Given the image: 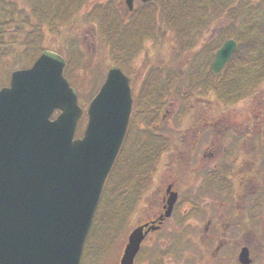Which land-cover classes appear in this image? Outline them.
<instances>
[{
    "label": "rangeland",
    "instance_id": "374dc122",
    "mask_svg": "<svg viewBox=\"0 0 264 264\" xmlns=\"http://www.w3.org/2000/svg\"><path fill=\"white\" fill-rule=\"evenodd\" d=\"M72 1L0 0V24L5 31L0 44L4 54L0 57V88L10 83L15 69L30 67L42 49L61 54L67 61L64 74L85 109L78 137L87 125L89 103L110 66L119 65L131 77L134 105L126 142L103 189L81 264H119L129 232L146 215L149 197L160 198L175 179H179L181 201L188 200V207L173 212L159 234L164 249L157 245L149 252L145 245L136 264H153L165 250L163 264H239L242 245L258 255L252 264H264V213L258 223L251 209L256 198L264 197V187L257 186L256 178L247 189L249 237H245L242 213L230 208L232 194L242 193L237 165L231 166L230 174H220L214 184L211 176L218 174L215 170H220L224 156L221 152L219 156L204 155L215 129L197 138L192 150L184 149L181 136L182 131H203L214 125L225 142L224 127L252 129L255 142H260L259 167L264 174V75L253 80L245 74L249 68L260 69L254 59L264 45V0H153L148 4L136 0L129 15L121 0H84L75 8ZM230 37L238 41V49L222 72L223 78L218 79L210 65ZM136 42L139 45L134 46ZM208 109L215 111L208 113ZM183 140L192 142L193 135ZM212 147L219 148V143ZM146 165L149 178L140 182L139 173H144ZM129 190L135 199L133 208V200L127 204ZM221 197H230L232 205H224ZM211 219L217 224L231 223L206 230ZM221 237L228 243L223 251L229 253L225 262L213 257Z\"/></svg>",
    "mask_w": 264,
    "mask_h": 264
},
{
    "label": "water",
    "instance_id": "95a60500",
    "mask_svg": "<svg viewBox=\"0 0 264 264\" xmlns=\"http://www.w3.org/2000/svg\"><path fill=\"white\" fill-rule=\"evenodd\" d=\"M134 0H126L130 10ZM150 2L151 0H142ZM237 48L229 39L211 66L219 74ZM65 59L46 50L12 73L0 90V264H80L105 180L122 145L132 109L129 78L112 66L88 108L63 75ZM59 114L53 117L54 112ZM176 194L165 217L172 213ZM149 224L128 237L120 264H135ZM242 264H250L248 248Z\"/></svg>",
    "mask_w": 264,
    "mask_h": 264
},
{
    "label": "flooded vegetation",
    "instance_id": "af4514ba",
    "mask_svg": "<svg viewBox=\"0 0 264 264\" xmlns=\"http://www.w3.org/2000/svg\"><path fill=\"white\" fill-rule=\"evenodd\" d=\"M122 3V2H121ZM199 96V95H198ZM198 98V97H197ZM201 98H199V101H200ZM215 110H210L208 109V113L210 112H213ZM198 110L196 111L195 114H197ZM240 113H242V111H240ZM204 115L201 116V118L203 117ZM201 120V119H200ZM214 125H208V126H205L203 127V131H201V128L199 131H192L190 132L192 129H189L187 131H182L181 132V136H182V141H183V144L185 146L184 149H194L197 145V141H195L197 138H201L202 136L204 137L208 132L212 133L213 130L215 129V132L212 133V139L207 141V143H209V145L211 146L208 147L209 145H207L205 148V150H207L208 152H205L204 155H207V153L211 156H219V153L221 152L222 156H224L223 158H220V161H221V166H220V170H218L216 172L215 170V173H218L216 176H211L214 184H216L218 182V178H221V175L225 174V171H227L229 174L232 172V165H237V170H239L240 174H239V180H240V183H241V187L243 188V192L242 193H234L235 195L233 197L237 198L236 201V209L238 212L242 213V227H244V231H243V236H247L249 237V223H248V206L246 205L245 203V199L247 198V189L249 188L250 185H254L255 182V179L257 178V186L260 184H262V186L264 187V181H263V177H264V174L263 173H260V165L259 163L261 162V158H260V155H261V151L260 149L257 148V146H259V143H256L255 142V135H254V132L252 129H248L249 131H243L241 130L239 127H224V130H226V134L225 135H228L227 138H225V142L222 141V136L221 134H218L216 129L217 127L214 126ZM230 128V129H229ZM206 132V133H204ZM204 133V135H203ZM193 135V141L192 142H185L183 140V137L185 139L187 138H190V135ZM223 134V133H222ZM234 136V137H233ZM210 137L207 138V140L209 139ZM205 140V139H204ZM227 140V142H226ZM214 142L216 143H219V148H214L212 147V145L214 144ZM177 144V143H175ZM183 144H181L183 146ZM189 144L193 145V146H190ZM178 148V146H177ZM254 150H257L256 152V156H253L254 154ZM241 155V156H240ZM241 157V161H238V157ZM254 157V159H253ZM218 158V159H219ZM253 159V160H252ZM217 160V159H216ZM255 164V165H253ZM217 163L214 164V169L217 168ZM253 166H255V170L252 171L253 169ZM213 168H211L210 171H214ZM262 172V171H261ZM221 174V175H220ZM258 175V176H256ZM178 185H179V179H175V180H172L170 181L169 184H167L166 186V190L165 192L160 195V198H157L155 196H152V197H149L150 199L146 202V215L144 217V219L142 221L139 222V224L137 225H140V224H143V223H152L153 221H155V226H158L157 229L155 230H151L148 235L146 236V239L144 240L143 244H142V247L141 249H143V247L145 245H148L149 247V252L152 251V248L151 247H156L157 245H160V249H164V241H162V239L159 238V234H162L164 232V230L166 229V225L168 224V221L167 220L166 222H162L161 220L159 221L158 219L163 216L165 210H166V206L168 205V191H167V188L168 186H171V192H176L177 193V196H178V199H177V202L175 204V207H174V212H178V213H181L183 210L186 211V208L188 207V203L189 201L188 200H182L181 201V197H180V191L178 190ZM259 185V186H260ZM246 189V190H245ZM219 192V191H218ZM217 192L216 196L219 195V193ZM222 193V196L223 194L224 195H228V192H221ZM226 193V194H225ZM239 195V194H242V195H239L236 197V195ZM242 197V198H241ZM240 199H241V205H240ZM221 200L222 202L224 203V205L228 206L231 202V199L230 197H228L227 199L221 197ZM263 201H264V197L263 196H259L258 198H256L254 201H253V205H252V208H255L256 209V212H257V221L259 223V219L261 217V214L264 213V205H263ZM221 202V203H222ZM253 211V210H252ZM220 213V216H222L224 213L222 211L219 212ZM231 222L227 221L225 223H215L213 222V220H209L208 221V225H206V230L210 229L211 226H213V229H217V227L221 226V228L224 226H229ZM136 225V226H137ZM219 225V226H218ZM226 237V236H225ZM225 237H221L223 238L224 240H226V242L223 240V239H219L217 241V245L214 249V253H213V257L214 258H218L220 257V261L221 262H225L228 260V256L227 254H229L228 252L225 254V252L223 253L225 247H226V244L227 243V239ZM258 243L259 244H262L260 240H258ZM263 246H261V249H262ZM249 248V252H250V257L253 259L254 261V258H257L258 255L257 254H254V251L253 249L248 246ZM163 251V250H162ZM166 250L163 251V252H160V254H162V256H156V260L153 264H163V262L161 261L162 259H164V254H165ZM142 253V251H141ZM168 254V253H167ZM153 255V252L151 253V255H149L148 257H152ZM237 259H238V256H237ZM158 260V261H157ZM239 263V261H238ZM253 263V262H252ZM240 264V263H239Z\"/></svg>",
    "mask_w": 264,
    "mask_h": 264
},
{
    "label": "trees",
    "instance_id": "16d2710c",
    "mask_svg": "<svg viewBox=\"0 0 264 264\" xmlns=\"http://www.w3.org/2000/svg\"><path fill=\"white\" fill-rule=\"evenodd\" d=\"M5 1V0H4ZM27 1V0H26ZM84 0H73L72 1V5H71V7L72 8H75L76 7V5H80V3H82ZM86 1V0H85ZM4 5V4H3ZM59 6H62V7H64L65 5H61V4H59ZM66 7V6H65ZM14 8V7H13ZM12 8V9H13ZM11 8H10V11L12 10ZM13 15V10L11 11V16ZM13 17H14V15H13ZM180 27V26H179ZM151 29H152V27H151ZM4 34H5V31H4V29L2 28V26H1V24H0V44H1V42L3 41V37H4ZM128 41V44L129 45H131L132 46V44H131V40H127ZM126 43V42H125ZM138 44V42H136L135 44H134V46H136ZM255 44H257V42L255 43ZM256 47V46H255ZM43 50V49H42ZM1 56H4V54H3V52L0 50V57ZM255 62H257V64H259L260 66L258 67V68H260V69H257V68H253V70H250V68L246 71V76L248 77V78H250V79H256V78H260L261 79V76L262 75H264V45H263V49H262V53L259 55V57L258 58H256L255 57V59H254V63ZM255 67V66H254ZM262 67V68H261ZM262 74V75H261ZM219 79V78H218ZM264 79V78H263ZM240 87H242V86H240ZM234 88H236V85H234L233 86V89ZM233 89H231V91L229 92L230 94H231V92H232V90ZM248 89H250V87L248 88ZM245 90H247V89H245ZM221 95H222V91H221ZM143 174L141 173L139 176H140V182L142 181V179H141V176H142ZM130 192H131V190H129V192H128V194H127V204L129 205V201H131L132 202V200L134 199V198H132V196L130 195Z\"/></svg>",
    "mask_w": 264,
    "mask_h": 264
}]
</instances>
